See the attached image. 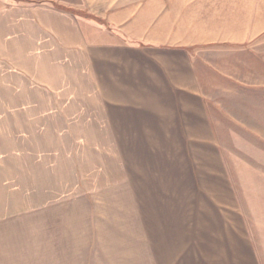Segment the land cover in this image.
Here are the masks:
<instances>
[{"label": "crops", "instance_id": "crops-1", "mask_svg": "<svg viewBox=\"0 0 264 264\" xmlns=\"http://www.w3.org/2000/svg\"><path fill=\"white\" fill-rule=\"evenodd\" d=\"M34 1L0 0V241L22 234L38 255L51 250L54 260L38 264H255L252 238L202 186L190 147L218 152L201 141L211 135L201 81L205 71H225L193 55L207 45L253 55L247 43L264 35V0H250L244 19L229 0L225 26L198 20L205 0H181L185 10L172 18L157 0L145 18L142 8L108 14L110 0ZM83 4L105 22L78 13ZM68 11L76 18L65 32ZM79 15L105 29L82 35ZM119 71L128 90L115 86ZM107 86L128 99L109 97ZM204 175L221 185L215 170ZM110 193L113 225L104 210ZM78 249L85 261L71 259Z\"/></svg>", "mask_w": 264, "mask_h": 264}, {"label": "rangeland", "instance_id": "rangeland-1", "mask_svg": "<svg viewBox=\"0 0 264 264\" xmlns=\"http://www.w3.org/2000/svg\"><path fill=\"white\" fill-rule=\"evenodd\" d=\"M157 1L158 5L167 7L166 10L169 11L170 18L173 17L174 10H185L181 7V0H170L169 4H167V0H162L163 4H161V0ZM249 1L246 0L245 3V0H238L237 16L239 19L246 17V6ZM34 2L42 4L40 3L41 0H35ZM149 2L150 0H110V8L107 12L110 14L115 9L123 7L129 10L140 8L138 11L142 8V18H145L149 15ZM118 4L120 6L115 7ZM202 4L201 12L197 14L199 21L213 26L226 25L223 22L230 16L231 1L211 0L206 2L205 0ZM204 4H206V7H204ZM89 5L93 6L97 3L93 2ZM82 6L78 13L97 18L99 22L103 20L95 16V13L90 14L87 12L97 10V8L91 9L85 4ZM95 7H98V5ZM99 9V11H103L102 8ZM188 9L190 10V8ZM192 10L195 16L197 9ZM129 13H134V11H129ZM81 15L77 16V20H79L77 26L82 35H84V32H91L92 30L95 36L101 34L102 30L100 29L104 28L102 23L93 18L81 17ZM74 18L76 17L71 11H68L66 17L63 16V31H69V29H65L69 27V25H65V20L69 19L73 22L75 21ZM82 18L93 21V23L82 21ZM108 28L114 31L111 26ZM131 34L133 33L131 32ZM110 40L115 41L114 38H110ZM122 41L123 39L119 42L122 43ZM249 43H247V49L253 53L249 57L242 53L240 46L237 47V50L220 46L213 48L208 45L207 47L196 48L193 55L195 61L203 60L210 69L225 71H205L204 78L201 81V84L206 87L208 103L206 108L209 124L211 125V130L205 131L206 134L211 133V135L203 136L202 139L204 140L201 141H209L208 145L217 148L218 152L214 155L207 148L192 145L190 147L197 155L198 166L201 171L200 176L204 182L202 186L209 192H215L216 199L221 202L223 209H231L233 224L236 223L239 231H246L248 237L253 240L255 264H264V70H262L264 66V56H262L264 55V35ZM150 46L147 45L145 49L149 50ZM118 59L121 60V57ZM172 60L170 58L169 63L172 62L171 65L175 69L176 76L180 79L186 78L188 74L183 73L179 65L173 64ZM235 61L236 64L234 65ZM230 62H232L231 66H229ZM132 64L137 65L138 63L135 61ZM136 68L137 66H135ZM227 69H232V77L237 76V81L233 78L230 79L229 75L224 76V73L229 74ZM234 70L237 71V75ZM147 73L150 74V72ZM120 74L121 71L113 76L115 86L119 90H128V86L122 82ZM238 81H245L248 84ZM108 86L102 90H105L109 97H125L128 99L129 96H124L116 92L112 86ZM201 133L205 134L203 131ZM213 170H215L216 176L222 178L221 185L219 180L215 183L209 181L204 175L205 172L213 173ZM101 178V173L96 176L99 181ZM100 187L99 184L82 186L85 190L93 192L100 189ZM114 196L113 193L105 195L109 205L104 210H107L106 212L110 215L111 225L117 224L118 202L112 200ZM126 207L128 208L127 202ZM97 223L101 222L97 221ZM123 223L129 224L131 221L126 218ZM97 250L96 247L90 250L93 252L90 257V261L93 263L98 258V255L95 254ZM85 256V249H78L76 254L71 255V259L85 261ZM39 257H45V260H54L51 250H44L38 255L37 249L28 248L27 243L22 242V234L13 235L8 240L0 241V264H38Z\"/></svg>", "mask_w": 264, "mask_h": 264}]
</instances>
